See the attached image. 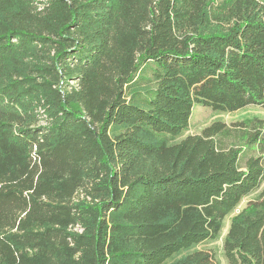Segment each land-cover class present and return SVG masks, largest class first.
I'll return each mask as SVG.
<instances>
[{
  "label": "trees",
  "instance_id": "16d2710c",
  "mask_svg": "<svg viewBox=\"0 0 264 264\" xmlns=\"http://www.w3.org/2000/svg\"><path fill=\"white\" fill-rule=\"evenodd\" d=\"M196 106L264 109V0H0V264H264V119Z\"/></svg>",
  "mask_w": 264,
  "mask_h": 264
},
{
  "label": "rangeland",
  "instance_id": "374dc122",
  "mask_svg": "<svg viewBox=\"0 0 264 264\" xmlns=\"http://www.w3.org/2000/svg\"><path fill=\"white\" fill-rule=\"evenodd\" d=\"M36 1L43 2L47 0H36ZM223 1L224 0H214V4L215 6H219ZM69 83L72 84V82ZM39 114L41 115L40 116L41 123L46 122V114L44 113L43 109H40ZM255 118L264 119V109L262 107L250 106L241 111L234 113H219L213 111L210 108L196 106L193 109L190 128L188 132L185 134V136L199 135L201 134L204 128L217 121H221L229 126H232L234 124L246 122L248 120H253ZM42 126H46V125H42ZM261 198H264V184L261 187V189H259L256 193L246 198L242 202L239 210H243L244 208H246L251 201H256ZM233 216L234 215L229 216L225 220L221 236L217 241L204 243L198 247V249L200 250H208L215 253L220 264H227V259L224 252V243L228 235Z\"/></svg>",
  "mask_w": 264,
  "mask_h": 264
},
{
  "label": "built area",
  "instance_id": "2783aa9c",
  "mask_svg": "<svg viewBox=\"0 0 264 264\" xmlns=\"http://www.w3.org/2000/svg\"><path fill=\"white\" fill-rule=\"evenodd\" d=\"M72 84L74 85L75 83L74 82H72ZM42 125H47V123L46 122H43V123H41Z\"/></svg>",
  "mask_w": 264,
  "mask_h": 264
}]
</instances>
